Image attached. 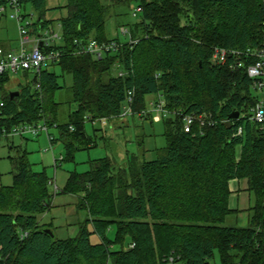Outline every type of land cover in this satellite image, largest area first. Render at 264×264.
I'll return each instance as SVG.
<instances>
[{"label": "trees", "instance_id": "1", "mask_svg": "<svg viewBox=\"0 0 264 264\" xmlns=\"http://www.w3.org/2000/svg\"><path fill=\"white\" fill-rule=\"evenodd\" d=\"M47 1L19 0L23 10L29 4L40 18L32 24L33 34L49 26ZM110 1L67 0L66 14L57 19L62 43L41 46L58 50L60 57L38 78L33 75V90L29 84L7 89L10 74L0 76L5 101L0 127L55 125L72 158L75 150L94 145L85 122L117 117L131 91L133 113L148 110L159 96L163 100L170 112L160 114L166 146L152 159L132 153L118 165L105 156L85 172H71L62 192L78 195L77 207L87 217L70 238L42 230L51 229L40 221L51 199L49 178L18 150L10 157L13 182L0 185V264H264V121L249 118L258 95L246 68L231 67L236 57L229 55L225 64L210 59L215 46L239 51L264 46V0ZM130 1L143 8L128 27L135 43H121L100 58L78 51L89 39L119 42L106 36L104 25L110 7ZM241 58L245 64L254 60ZM56 65L72 77L75 108L63 123L54 99L63 87ZM148 95L153 97L147 100ZM187 113L210 115L212 123H196L185 132ZM240 178H247L254 197L247 224L225 225L237 213L229 207V182ZM110 225L118 249L107 237ZM21 231L27 236L20 238ZM91 234L98 241H91Z\"/></svg>", "mask_w": 264, "mask_h": 264}, {"label": "rangeland", "instance_id": "2", "mask_svg": "<svg viewBox=\"0 0 264 264\" xmlns=\"http://www.w3.org/2000/svg\"><path fill=\"white\" fill-rule=\"evenodd\" d=\"M67 0H48L47 7L50 8L45 13V19L50 20L48 28L57 33L59 39L54 42L62 43V31L57 19L66 14ZM104 4H110V0H101ZM136 1H130L128 4H119L109 8L107 20L104 25V31L109 38H118L120 43L129 41L127 34L120 32V27H129V23H134L139 18L131 16L132 8L136 6ZM54 7V8H52ZM23 24L31 23L30 15L35 21L38 14L26 5ZM23 12V11H22ZM13 11L9 6L0 11V42L9 43L10 46L18 45V28L16 19L12 16ZM32 25H28L31 29ZM17 43V44H16ZM58 75V82L63 85L54 94V99L59 102L58 121L63 123L67 121V115L70 110L75 108L72 99V77L70 74H61L59 66L53 67ZM116 70V69H115ZM31 85L34 89L33 74L18 71L10 74L7 89L15 90L19 85ZM256 94V92L254 91ZM259 98L262 97L259 94ZM153 95H148L147 100ZM86 133L94 139V145L88 148L75 150L72 158L66 156L64 145L58 140V129L54 126H48L47 132L55 138L50 143L46 131H41L37 135H17L14 134L6 139H0V185H9L13 182L12 162L9 156L15 155V149L21 148L25 151L28 162L32 169L38 172H44L49 180L55 181L57 192H54L53 186L48 185L47 191L51 195L49 208L41 213L40 221L51 227L57 238H70L78 233V224L84 222L87 212L77 207L78 195L62 192L67 178L71 172L82 173L90 168L94 160L109 157L116 164H124L129 154L136 153L144 156L145 159H152L156 154L166 146L164 136V123L159 112L151 111L150 119L142 118L138 113L129 114L123 119H108L105 124L100 122H85ZM235 215L228 216L224 222L225 225L239 226L241 223L235 220ZM245 225L247 224L244 223ZM87 228L90 230L91 225ZM116 228L110 225L107 229V237L113 240L112 247L118 249L119 242L115 240ZM91 241H98L95 234L90 235ZM126 242V241H125ZM124 242V243H125ZM126 244V243H125ZM215 261L218 262L217 253Z\"/></svg>", "mask_w": 264, "mask_h": 264}, {"label": "built area", "instance_id": "3", "mask_svg": "<svg viewBox=\"0 0 264 264\" xmlns=\"http://www.w3.org/2000/svg\"><path fill=\"white\" fill-rule=\"evenodd\" d=\"M7 6H9L13 14L12 16L16 19L18 28V46L15 49L4 50L0 45V76L5 73H16L18 71L28 70L34 76H39L40 71L45 68L49 63L56 61L60 57V52L55 49L49 51H44L41 46L48 47L56 39H59L57 33H54L51 29L47 28L41 31L42 36L39 38L37 33H32L33 22L32 15H30L31 23L23 24L24 13L23 7L19 0H7ZM5 10V6H0V11ZM23 11V12H22ZM143 8L141 5L136 4L132 8L131 16L133 18H139V14L142 13ZM32 25L31 29H28V25ZM120 32L122 34H127L129 36V43H135L137 39H133L130 35L128 28L120 27ZM121 43L115 40L98 42L95 39H89L86 43H79V52L90 53L95 57L100 58L106 52H116L120 48ZM233 55L235 60L231 64L232 68L245 67L246 73L249 78L252 79V88L258 95L261 94L262 97L258 98L255 104L250 108L249 118L255 122L261 123L264 121V46L260 48H246L245 51H239L237 49H227L221 46H215L212 48L211 62L215 64H225L227 62L228 56ZM254 57V60L248 64H245V59L242 56ZM117 76H122L123 72L118 69ZM39 87V84H37ZM132 103V92L128 91L126 103L123 106L122 112L115 118L112 119H123L129 114H134L131 109ZM5 106V101L0 93V122L3 117V108ZM159 112L162 116L169 115L168 109L164 108L163 100L159 98L155 101L149 102V109L137 112L140 115L149 114L151 111ZM141 117V116H140ZM87 118V116L85 117ZM109 118L103 117L94 119V121L100 122V124H105L106 120ZM202 126L203 124H211L212 120L210 115L207 114H194L187 113L182 115L183 130L185 132H190L195 124ZM48 125L45 122L37 123H20L7 129L4 125L0 127V139L10 138L12 135H37L41 131H46L48 140L50 143L54 141V138L50 133L47 132ZM72 129V127H71ZM241 129H238V133ZM48 183L53 186L54 192L58 190L57 185L53 180H49ZM27 231H21L20 238L26 237Z\"/></svg>", "mask_w": 264, "mask_h": 264}, {"label": "crops", "instance_id": "4", "mask_svg": "<svg viewBox=\"0 0 264 264\" xmlns=\"http://www.w3.org/2000/svg\"><path fill=\"white\" fill-rule=\"evenodd\" d=\"M17 44V43H16ZM0 45L4 50H11L15 49L18 45H15V47L10 46L9 43L0 42ZM18 150H22L21 148L15 149V154ZM240 147L237 148V152L239 153ZM11 157V156H9ZM229 207L231 209H236L237 213L235 215V220L241 225L239 226H245L244 223L248 220V209L252 205V201L254 200L253 194L248 189V180L247 178H240V179H233L229 182Z\"/></svg>", "mask_w": 264, "mask_h": 264}, {"label": "water", "instance_id": "5", "mask_svg": "<svg viewBox=\"0 0 264 264\" xmlns=\"http://www.w3.org/2000/svg\"><path fill=\"white\" fill-rule=\"evenodd\" d=\"M39 21H40V18L38 17V18H37V22H39ZM37 36H38L39 38L42 36V33H41V30H40V29H39L38 32H37ZM12 94H18V91H11V92H10V95H12ZM232 116H233V117H237V116H238V112L233 113ZM42 230H43L45 233L49 234L51 237H54V233H53V231H52L50 228L45 227V228H43Z\"/></svg>", "mask_w": 264, "mask_h": 264}]
</instances>
